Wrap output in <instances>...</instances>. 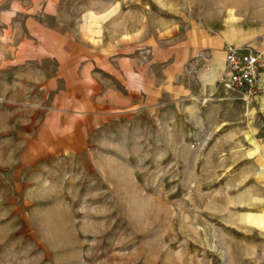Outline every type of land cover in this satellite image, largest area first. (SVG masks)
<instances>
[{"label":"rangeland","instance_id":"obj_1","mask_svg":"<svg viewBox=\"0 0 264 264\" xmlns=\"http://www.w3.org/2000/svg\"><path fill=\"white\" fill-rule=\"evenodd\" d=\"M0 264H264V0H0Z\"/></svg>","mask_w":264,"mask_h":264},{"label":"built area","instance_id":"obj_2","mask_svg":"<svg viewBox=\"0 0 264 264\" xmlns=\"http://www.w3.org/2000/svg\"><path fill=\"white\" fill-rule=\"evenodd\" d=\"M225 69L220 82L240 93L245 102L253 100L261 83V53L249 46L229 45L226 49Z\"/></svg>","mask_w":264,"mask_h":264},{"label":"crops","instance_id":"obj_3","mask_svg":"<svg viewBox=\"0 0 264 264\" xmlns=\"http://www.w3.org/2000/svg\"><path fill=\"white\" fill-rule=\"evenodd\" d=\"M224 62H225V60H224ZM225 63H226V62H225ZM225 63H224V65L222 66L223 71H224V69H225ZM219 70H221V68H220Z\"/></svg>","mask_w":264,"mask_h":264}]
</instances>
